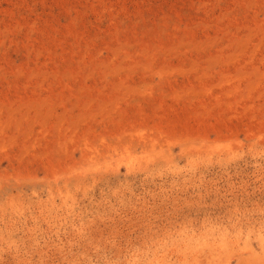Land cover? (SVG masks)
<instances>
[{
	"label": "rangeland",
	"instance_id": "1",
	"mask_svg": "<svg viewBox=\"0 0 264 264\" xmlns=\"http://www.w3.org/2000/svg\"><path fill=\"white\" fill-rule=\"evenodd\" d=\"M0 264H264V0H0Z\"/></svg>",
	"mask_w": 264,
	"mask_h": 264
}]
</instances>
